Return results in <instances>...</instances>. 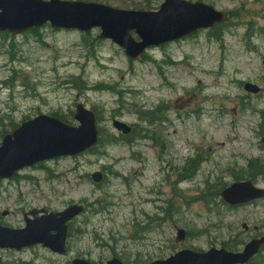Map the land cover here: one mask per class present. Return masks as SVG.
Returning a JSON list of instances; mask_svg holds the SVG:
<instances>
[{"label": "rangeland", "instance_id": "obj_1", "mask_svg": "<svg viewBox=\"0 0 264 264\" xmlns=\"http://www.w3.org/2000/svg\"><path fill=\"white\" fill-rule=\"evenodd\" d=\"M60 1L142 12H158L165 3ZM186 1L229 19L150 48L138 61L100 39L99 28L0 32V126L12 120L18 128L40 115L75 125L80 103L97 114L102 140L94 153L25 169L19 182L0 181V224L7 227L24 228V214L35 208L86 207L70 225L66 255L38 245L0 250V264H107L114 258L148 264L182 250L240 252L264 235V200L233 209L221 199L241 180L264 189L257 174L264 166V0ZM246 83L261 92H246ZM160 115L172 121L163 134L155 120ZM114 122L130 126L131 135L123 136ZM129 138L132 144L121 143ZM191 162L193 174L185 166ZM97 173L99 180L92 178ZM178 229L186 232L183 240ZM249 264H264V248Z\"/></svg>", "mask_w": 264, "mask_h": 264}, {"label": "water", "instance_id": "obj_2", "mask_svg": "<svg viewBox=\"0 0 264 264\" xmlns=\"http://www.w3.org/2000/svg\"><path fill=\"white\" fill-rule=\"evenodd\" d=\"M164 1L158 12H142L60 0H0V31L18 35L46 24L55 29H78L86 33L93 28H100V39L112 40L125 50L129 59L138 60L150 47L179 40L228 19L226 13L202 3ZM133 32L138 40L133 37ZM245 90L254 94L260 91L253 84H246ZM75 120L79 125L69 126L57 118L41 115L7 135L0 146V179H10L18 171L40 162L78 156L94 147L99 140L94 112L79 104ZM115 126L125 133L129 131L124 124L115 123ZM262 143L264 145V136ZM97 176L94 178L99 180ZM222 198L230 205L245 204L264 198V190L255 187L251 181L239 182L226 188ZM83 209L82 206H70L59 214L28 221L27 227L22 230L0 226V248L20 250L40 243L53 252L64 254L66 223L82 213ZM50 231L57 234L51 235ZM178 234L180 239L184 237V231ZM262 244L264 237L251 241L241 253L224 249H211L205 253L184 250L166 260L150 264H245L258 253ZM73 264L87 263L77 260ZM108 264L122 263L113 260Z\"/></svg>", "mask_w": 264, "mask_h": 264}, {"label": "trees", "instance_id": "obj_3", "mask_svg": "<svg viewBox=\"0 0 264 264\" xmlns=\"http://www.w3.org/2000/svg\"><path fill=\"white\" fill-rule=\"evenodd\" d=\"M32 32L33 33H35L36 32V30H32ZM100 87H102V86H96L95 88L96 89H99ZM86 88V87H85ZM85 90H87V88L85 89ZM57 117V116H56ZM59 118V117H58ZM158 118H163L161 115L158 117ZM63 122H65V123H68V122H66V120L65 119H63V118H60ZM154 119H152L151 121L149 120V122H152ZM155 120H157V121H159V119H155ZM68 124H71V123H68ZM5 126H10L11 127V129L12 130H14V129H16V124L15 123H13L12 122V120H10L9 121V124L8 125H3V124H1V126H0V129H2L3 130V135H2V133H0V137H4L5 135H6V133H7V130H6V128H5ZM132 133V132H131ZM131 133L130 134H128V135H123V136H126V137H128V136H130L131 135ZM2 135V136H1ZM1 138V139H2ZM126 143L127 145H130V144H132V141L130 140V138L127 140V139H125V141H122L121 143ZM102 145V140L100 139V141H99V143H98V146L97 147H93L91 150H89V153H94L100 146ZM256 168V163H250L249 164V174H250V176H252V177H256V175L253 173V171H254V169ZM257 174L258 175H260V176H264V166L262 167V169L260 170V171H257Z\"/></svg>", "mask_w": 264, "mask_h": 264}, {"label": "flooded vegetation", "instance_id": "obj_4", "mask_svg": "<svg viewBox=\"0 0 264 264\" xmlns=\"http://www.w3.org/2000/svg\"><path fill=\"white\" fill-rule=\"evenodd\" d=\"M169 119V118H168ZM169 123H171V125H172V121H171V119H169ZM168 123V122H167ZM186 171H188V172H192L193 171V166H192V164H187L186 165ZM39 210H41V211H44V208H42V209H38V210H31V211H29V212H32V215H29L28 213L29 212H26L25 214H24V218H23V220H24V223L26 222V221H29V220H38V219H40V218H42L43 216H45V212H39ZM47 210V209H46ZM36 211H38V213L36 212ZM19 229V228H18ZM54 232V231H53Z\"/></svg>", "mask_w": 264, "mask_h": 264}]
</instances>
